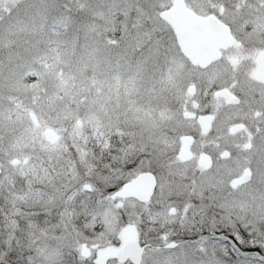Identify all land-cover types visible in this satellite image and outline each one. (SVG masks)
Instances as JSON below:
<instances>
[{"label":"rangeland","instance_id":"1","mask_svg":"<svg viewBox=\"0 0 264 264\" xmlns=\"http://www.w3.org/2000/svg\"><path fill=\"white\" fill-rule=\"evenodd\" d=\"M87 1L96 0H37L27 12L39 9L43 17L41 35L31 29L37 24L26 20L12 30L14 37L0 42V264H81L82 242L88 248L91 244L109 245L129 222L138 225L140 240L145 238L153 246L182 235V240H190L185 236L190 221L204 229L200 240L194 244L185 241L172 255L159 256L151 247L143 253L141 264H264L261 165L257 176L238 189L230 186L232 175L219 163L208 172L194 168L187 176L159 177L155 196L146 207L137 208L129 201L119 206L118 197L111 199L122 181L150 168L148 163L152 166L159 162L153 156L162 150L159 126L164 115L159 110L156 83L149 79L142 84L133 80L122 88L123 94L117 95L108 86V74L101 73L91 75L96 85L86 84L80 89L72 27L77 19L81 35L92 33L88 30L92 23L87 21L90 11L84 9L88 8ZM117 12L113 3L102 17L116 20ZM28 32L44 37L43 43H38L37 37V43L30 47H17L15 55H34L40 68H34V76L24 73L18 79L14 67L8 66L14 62L11 42L16 45L24 37V42L32 39L33 34L28 38ZM98 48L103 51L100 45ZM87 50L92 55V43ZM47 62L51 66L46 70ZM84 78L91 83L90 78ZM16 97L20 107L13 105ZM31 112L36 113L39 127L30 119ZM48 129L60 136L53 145L41 138ZM112 141L120 145L110 153ZM131 147L139 148L146 162L137 161L125 173L121 170ZM15 158L20 160L19 165L11 164ZM168 190L176 194L173 198L180 197L179 209L176 207V214L164 220L168 226L145 233L138 212L147 211L156 204L158 195ZM30 206L44 212L42 229H35L36 222L29 219ZM57 212L61 217L55 221ZM64 244L75 251L68 248L69 252H61L58 247ZM42 247L48 252L41 253Z\"/></svg>","mask_w":264,"mask_h":264},{"label":"flooded vegetation","instance_id":"2","mask_svg":"<svg viewBox=\"0 0 264 264\" xmlns=\"http://www.w3.org/2000/svg\"><path fill=\"white\" fill-rule=\"evenodd\" d=\"M36 1L0 0V42L4 38L14 37L12 30L26 20L35 22L37 26L31 29L41 35L43 17L38 12L39 9L27 12ZM113 3L118 9V19L106 21L102 17L103 11ZM242 3L243 0H183L184 6L195 15H212L225 24L233 39L227 46L220 47L218 56L206 64L194 63L185 55L175 27L163 16L174 7L175 0L89 2L88 8L84 9L90 11L87 21L92 23L88 27L91 34L81 35L77 29V19L74 21L72 32L76 39L77 52L75 70L77 69L80 79V89L86 84L96 85L97 80L91 79V75L101 73L108 74V86H111L114 94H123L122 88H127L133 80L136 84H142L149 79L156 83L160 100L159 110L164 115V122L159 126L162 150L160 154H153V157L159 158V162L152 166L148 163L150 168L146 169L155 177V190L146 201L142 202L134 197L119 198L116 205L125 206L129 201L136 204L137 208L148 206L155 196L161 176L167 179L179 175L187 176L193 173L194 168L208 172L220 163L223 171L227 170V173L232 175L231 180L248 175V181L235 187L231 186L230 181V186L238 189L249 184L254 176H257L258 166L264 167V68L259 63V57L264 52V0H254L248 5ZM77 5L80 3L75 4L76 9ZM83 5L87 4L83 2ZM254 5L259 8L253 9ZM31 34L32 39L29 38ZM38 34L28 32L29 39L26 42L25 37L23 42L17 41L16 45L15 41L11 42L14 45V62L8 66L14 67L18 79L24 73L27 77L34 76V68H40L35 64L34 55H15L17 47L28 48L35 44L37 37L38 43H43L44 37ZM89 39L93 42H89ZM81 41L86 44L81 45ZM91 43L95 48L92 55L87 50ZM97 44L103 51L99 50ZM83 58L87 60L83 61ZM50 66L47 62L46 70L50 69ZM84 77L90 78L91 83L86 82ZM225 92L233 98L223 96L222 93ZM15 99L16 105H13L20 107V100L17 97ZM35 105L36 103L31 104L33 107ZM41 138L49 145L55 143L43 134ZM184 140H189V154L185 160H181L179 153L182 151ZM26 162L27 160H23V163ZM19 163L20 160L17 165ZM11 164L16 165L14 161ZM173 194L175 193L170 190L165 191L158 195L155 205H151L147 211L138 212L142 214L140 226L145 233L150 230L160 231L163 226H168L164 220L168 215L176 214V207L179 209L180 206V197L173 198ZM168 206L169 210L166 212ZM29 209V219L36 222L35 229H42V223L46 220L44 212L37 206H30ZM60 215L56 213L53 217L56 218L55 221L60 219ZM134 225L139 234L138 225ZM187 232L189 234L185 236L190 240H182L184 235L176 236L171 237L165 244L155 246L145 238L141 241L139 234L138 243L144 247L139 264L142 263L145 250L151 247L159 256L161 253L172 255L185 241L192 244L195 240H200L205 233L196 221H190ZM171 242L175 245L168 247ZM110 244L119 247L120 235L118 234L116 241ZM80 247L81 257L84 259L81 264H97V250L102 246L91 244L88 248L86 243L82 242ZM68 248L75 251V248L65 244L58 247L64 253L69 252ZM84 253H87V256H83ZM107 261L106 264L111 261L116 264H136L130 257L123 260L110 258Z\"/></svg>","mask_w":264,"mask_h":264},{"label":"water","instance_id":"3","mask_svg":"<svg viewBox=\"0 0 264 264\" xmlns=\"http://www.w3.org/2000/svg\"><path fill=\"white\" fill-rule=\"evenodd\" d=\"M163 16L175 27L177 37H179V44L183 52L194 63L206 64L217 57L218 49L227 46L232 42V37L229 34L228 27L217 20L214 16L199 17L191 10L189 11L183 4V0H175V5L170 11L163 14ZM259 63L264 68V52L259 57ZM223 96L233 98L227 92L222 93ZM34 124L37 125V117L34 113L30 114ZM44 135L52 143L59 137L51 130H46ZM189 140H184L179 157L185 159L187 157V146ZM17 163V161H14ZM209 165V164H208ZM206 165V167H208ZM249 180L248 175L241 176L240 179H234L231 186L235 187L241 182ZM156 186L155 177L151 173H141L136 179L128 182L124 189L117 191L114 197L121 196L123 198L134 197L140 201L148 200L150 194ZM122 243L120 247L109 245L105 248H99L95 262L97 264H105L110 257H121L125 259L127 256H132L135 263L139 264L141 255L139 252L143 249L138 246V234L134 224L125 226L120 232ZM171 242L168 247L174 246ZM84 256H87L84 253Z\"/></svg>","mask_w":264,"mask_h":264},{"label":"bare ground","instance_id":"4","mask_svg":"<svg viewBox=\"0 0 264 264\" xmlns=\"http://www.w3.org/2000/svg\"><path fill=\"white\" fill-rule=\"evenodd\" d=\"M46 130H44V132H45ZM126 138V137H125ZM59 138H57L56 140H55V142L58 140ZM112 142H114V141H112ZM110 143V142H109ZM122 144V143H121ZM120 145V144H119ZM119 145H117V144H115V142L112 144V146L113 147H111V146H108L109 148H110V150H108L109 152L110 151H115L118 147H119ZM111 153V152H110ZM181 153V152H180ZM179 153V154H180ZM145 155L144 154H142L140 151H139V148H137V147H135V149H133L132 147H131V153H130V157L128 158V159H126L125 161H124V163H126V164H124V169L122 168V170L121 171H125V173L127 172L126 170H129V169H131L132 170V168L134 167V163H136L137 161H140V162H146L145 161ZM180 158V157H179ZM187 158V157H186ZM185 158V159H186ZM16 159V158H15ZM14 159V160H15ZM120 159V158H119ZM118 159V160H119ZM125 159V158H124ZM181 159V158H180ZM185 159H181V160H185ZM13 160V161H14ZM117 160V161H118ZM113 163V162H112ZM115 163H116V161H115ZM129 167V168H128ZM141 173H151V174H153L152 172H150L149 170H146L145 169V171H138L137 172V174L134 176V177H132V178H130L129 180L127 179V180H124V181H122L120 184V186L118 187V189L115 191V192H113L112 193V196H111V199H117V197L118 198H122L123 199V197H121V196H118L117 195V197H114L115 195H116V192L117 191H120V190H122V189H124V187L128 184V182H130V181H132L133 179H136L137 178V176L138 175H140ZM154 176V175H153ZM235 179H239V178H235ZM234 180V179H233ZM233 180H231V181H233ZM156 187V186H155ZM85 190H88L87 188L85 189ZM155 190V188L153 189V191ZM153 191H152V193H153ZM125 199V198H124ZM120 206H121V204H120ZM218 239V238H217ZM219 240V239H218ZM122 243V238H121V236H120V244ZM137 245L140 247V246H142V248H144L143 247V245L142 244H139L138 242H137ZM113 246V245H112ZM115 247V246H114ZM45 247H42V250H40L41 251V253H43L44 254V252H48V249L47 250H45ZM143 250V249H142ZM142 250H141V252H142ZM141 252H139V254L141 255ZM87 254V253H86ZM83 256H84V254H83ZM113 257V256H112ZM111 258V257H110ZM110 258L108 259V260H110ZM119 258V257H118ZM133 260V259H132ZM141 260V259H140ZM108 262V261H107ZM107 262H105V264L107 263ZM142 262V261H141ZM140 263V262H139ZM137 264V263H136Z\"/></svg>","mask_w":264,"mask_h":264},{"label":"trees","instance_id":"5","mask_svg":"<svg viewBox=\"0 0 264 264\" xmlns=\"http://www.w3.org/2000/svg\"><path fill=\"white\" fill-rule=\"evenodd\" d=\"M255 247H257V244H256V242H255Z\"/></svg>","mask_w":264,"mask_h":264}]
</instances>
